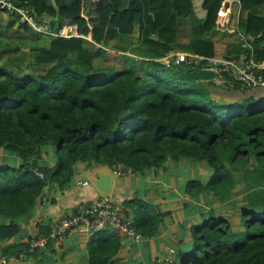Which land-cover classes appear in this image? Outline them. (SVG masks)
<instances>
[{"label":"trees","instance_id":"16d2710c","mask_svg":"<svg viewBox=\"0 0 264 264\" xmlns=\"http://www.w3.org/2000/svg\"><path fill=\"white\" fill-rule=\"evenodd\" d=\"M8 1L48 31L67 21L77 35L37 31L0 7V148L18 159L17 164H0V241L19 233L18 217L33 209L48 183L61 190L68 185L78 162L142 172L169 158H189L211 169L206 181L187 180L189 196L210 191L223 202L243 183L242 228L210 211L193 226L192 247L180 253L178 264H264V96L257 98L255 90L230 82L222 89L242 95L241 103L219 104L211 96L215 85L195 84L187 65L166 67L155 60L172 48L177 22L172 9L182 18L199 20L187 51L221 58L241 52L232 29L239 11H248L244 33L251 37L256 58L264 59V0H232L224 30L215 29L222 0H128L125 8L122 0H87L92 6L86 5L88 16L86 0ZM108 27L143 41L148 56L138 64L126 60L122 70L104 67L114 57L102 48L90 49L88 39L101 42ZM164 30L170 35L163 37ZM20 59L27 60L26 71ZM183 69L186 74L180 73ZM175 77L193 83L191 88L170 80ZM49 148L54 165L44 159ZM122 204L142 236L158 231L164 213L156 205L138 197ZM38 228L49 234L45 226ZM119 247L120 237L110 228L94 232L87 243L89 264H114ZM27 249V242L10 244L0 247V255Z\"/></svg>","mask_w":264,"mask_h":264},{"label":"crops","instance_id":"0c3cea01","mask_svg":"<svg viewBox=\"0 0 264 264\" xmlns=\"http://www.w3.org/2000/svg\"><path fill=\"white\" fill-rule=\"evenodd\" d=\"M87 3L91 6V3L86 0L85 15H87L85 11ZM127 5L128 0H122V6L125 8ZM91 12L92 17L96 18L92 10ZM226 12H220L219 18L225 14L223 21L227 22ZM176 21V31L172 35V48L167 53L188 52L186 47L192 39L193 27L199 24V20L192 15L176 18ZM64 24H68V22L65 21ZM215 29H218V25ZM161 35L164 37L170 34L164 30ZM152 36L153 38L157 37L154 34ZM89 42L88 46L91 44L96 48H102L105 50V54L107 50L112 48L116 50L114 61L117 63L110 65L115 70H122L126 62L131 60V58L123 55V50L128 51L125 48L142 50L141 53L135 52L136 55H133L140 59L145 58L144 52L147 51V45L143 41L136 42L131 35L121 36L111 27L106 29L101 42H95L91 39ZM228 46L230 47L229 44ZM117 59H120V62ZM103 66L107 67L105 64ZM212 91L217 92V94L226 93V95H230L229 98L233 95L232 92L221 90L216 86ZM223 98L225 97L223 96ZM2 150L5 153L0 154V164L18 163L15 156L0 148V152ZM44 159L49 165H54L53 148L48 149L47 153L44 154ZM249 163L254 164V159L250 158ZM210 174L211 169L205 161L189 158L176 160L169 158L162 166L146 168L142 172H133L122 165L110 168L107 165H89L85 162H78L74 166V172L68 185L61 190L55 183H48L42 194L36 199L33 209L28 214L18 217L19 233L0 241V247L28 243L30 238L39 234L42 235L39 232L38 224L45 226L50 232L60 217L92 203L103 194L122 207L124 200L138 197L156 205L164 213V216L158 231L154 235L142 236L139 241L120 238V247L115 255L114 264H178L180 253L188 251L192 247L191 233L194 225L201 223L208 217L210 211H214L223 217L230 215L224 213V209L227 207L221 206L222 204L226 206L225 202L228 198L220 203L210 191L195 196H189L185 193L187 180L206 181ZM107 175L110 177L109 189L107 193H103L98 189L96 183H98L100 176ZM124 215L132 220L131 215ZM0 222H3L1 217ZM229 222L233 223V221ZM91 236L92 234L84 227H76L61 238L49 240L44 248L35 250L20 259H8L6 264H89L87 243ZM167 260H171V262L167 263Z\"/></svg>","mask_w":264,"mask_h":264},{"label":"built area","instance_id":"2783aa9c","mask_svg":"<svg viewBox=\"0 0 264 264\" xmlns=\"http://www.w3.org/2000/svg\"><path fill=\"white\" fill-rule=\"evenodd\" d=\"M230 1L232 0H222L219 13L221 10H225L228 11L226 13L227 16H229L230 8L228 5ZM0 7L5 9L7 11L6 13L17 14L20 16L21 20L27 22L30 27L37 31L62 37L77 35L74 24H64L61 28L51 32L46 30L43 26L37 25L35 21L27 15L25 10L15 7L8 0H0ZM219 13L216 26L218 25L219 27L220 25L224 30L227 22L221 21L223 17L219 18ZM232 31L236 32L240 40L241 52L236 57H210L179 51L169 52L155 60L166 67L172 64L183 63L193 71H209L213 74L210 79H214L216 83H220V85L223 84V86L232 82L238 84L244 91L264 89V59L259 60L256 58L249 35L236 28L234 30L232 29ZM124 214V207L103 194L92 203L82 206L73 213L60 217L54 223L48 235H37L30 238L27 250L14 255H0V264H6L8 259L23 258L35 250L44 248L49 240L61 238L76 227H84L91 234L103 228H110L120 238L139 241L142 235L135 230L132 220ZM166 262H171V260H167Z\"/></svg>","mask_w":264,"mask_h":264},{"label":"rangeland","instance_id":"374dc122","mask_svg":"<svg viewBox=\"0 0 264 264\" xmlns=\"http://www.w3.org/2000/svg\"><path fill=\"white\" fill-rule=\"evenodd\" d=\"M227 4V2H226ZM262 9V8H261ZM89 11V10H88ZM224 12H226L224 10ZM263 11H256V10H251V13H256V14H262ZM247 13L248 11L246 10H243V11H239V16H238V25L236 26V29L241 31V32H245V24H246V16H247ZM87 16H88V12H87ZM221 17L224 18V15H222ZM9 15H5L4 16V20L6 23L9 22ZM223 21V20H221ZM220 28H222L220 25L218 27V29L216 30H220ZM12 31L9 30L5 33V37L4 39L8 40V36L11 35ZM22 34H25V33H22ZM138 42V41H137ZM90 43V42H89ZM88 43V44H89ZM1 44L0 43V47H1ZM90 49H94L96 48V46L94 45H89L88 46ZM126 50L128 51H125L123 50V55L128 57V58H131V59H134V61L138 64L139 61L143 60V59H140V58H135L133 55H136V53H141L142 50H139L137 48H134V49H131L130 48H125ZM23 51L27 50V48H22ZM105 51V50H104ZM136 52V53H135ZM148 51H145L144 52V56H148ZM114 54V56H113ZM115 54H116V50L115 49H110V50H107L106 51V56L108 58H111V57H115ZM12 55V54H10ZM17 56H20V54L18 53V55L16 56H6V59L7 58H14V57H17ZM120 59H117V61H119ZM23 61V62H21ZM14 62V61H13ZM18 63L21 62V67H23V69H25V71L27 70V68L25 67L26 63H27V60H18L17 61ZM99 60H96L95 61V64H99ZM120 62V61H119ZM118 62V63H119ZM106 66H110L112 65L113 63H117L114 61V58L112 60H109V62H103ZM36 71H40L38 68H34ZM182 74H186L187 73V70L186 69H183L181 70ZM197 80L195 81V84H197L198 86L200 87H206L208 83H211V85H215L217 88L221 89L222 90V86L223 84L220 85V83H216V81L214 79H199V78H196ZM165 80L168 81V77L165 76ZM172 80V82L178 84L179 86L183 87V88H191V84L193 83H187L185 81H181V79L179 77H175L173 79H170ZM224 87V86H223ZM261 89H258V90H255L254 92V95L257 97V98H261L262 96H264V90H261ZM233 92V91H232ZM221 93V92H219ZM223 95L225 98H223V96H220V95ZM221 94H217V92L215 91H212L211 93V96L216 100L217 103L219 104H230L232 102H236L238 104L241 103V98H242V95H237V93L233 94L232 97L229 98L230 95H226V93H221ZM246 95V94H245ZM244 96V95H243ZM224 111H231V109H223ZM234 111V110H233ZM5 153L3 150L0 152V154ZM236 176H237V179H239V173L238 172H235ZM243 195V183L239 182L236 184V186L234 187V189L232 190V193L229 197H227V201L225 202L226 206L224 204H222L221 206L223 208H226L227 209H224V213L226 214H230L228 216H225L227 219H230L228 221H233L232 225L234 228L236 229H241L242 228V224H241V220L239 218V208H241L242 204H244V199L242 197ZM217 199V198H216ZM225 199V200H226ZM218 202H220L218 200ZM224 202V201H223ZM223 202H220V203H223Z\"/></svg>","mask_w":264,"mask_h":264},{"label":"water","instance_id":"95a60500","mask_svg":"<svg viewBox=\"0 0 264 264\" xmlns=\"http://www.w3.org/2000/svg\"><path fill=\"white\" fill-rule=\"evenodd\" d=\"M172 12L176 15V18H182L181 16L177 15V12L175 9H172ZM192 75L196 78L199 79H210L213 74L209 71H193ZM109 181H110V177L107 176H100L99 177V181L97 184L98 189L103 192V193H107L108 189H109Z\"/></svg>","mask_w":264,"mask_h":264},{"label":"bare ground","instance_id":"6f19581e","mask_svg":"<svg viewBox=\"0 0 264 264\" xmlns=\"http://www.w3.org/2000/svg\"><path fill=\"white\" fill-rule=\"evenodd\" d=\"M224 11L223 10H221V13H223Z\"/></svg>","mask_w":264,"mask_h":264}]
</instances>
